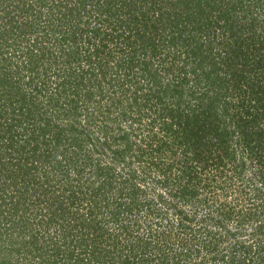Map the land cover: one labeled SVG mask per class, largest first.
<instances>
[{"label":"trees","instance_id":"1","mask_svg":"<svg viewBox=\"0 0 264 264\" xmlns=\"http://www.w3.org/2000/svg\"><path fill=\"white\" fill-rule=\"evenodd\" d=\"M29 205L10 264H264V0H0V264Z\"/></svg>","mask_w":264,"mask_h":264},{"label":"rangeland","instance_id":"2","mask_svg":"<svg viewBox=\"0 0 264 264\" xmlns=\"http://www.w3.org/2000/svg\"><path fill=\"white\" fill-rule=\"evenodd\" d=\"M195 131H197V133L200 135V136H204L206 137L207 136H210L212 137L213 135V141H215V136L214 134L212 133V129L211 128H196ZM111 142V141H110ZM109 161V159H106ZM163 191L161 189H159V193ZM147 199L145 198H141L140 199V203H139V206L140 208L142 207V214L144 213V216H145V219H141L139 222H138V229H137V234H140V235H143L145 237V235L147 234V232L151 231V229L153 231H156V232H162V231H169V230H172V233H173V241L175 240L176 236L175 234L178 233V237L179 238H184L187 239L186 237L190 236V234H195L197 236L198 232L196 231L195 233L193 231H190V230H187L186 232H188V235L186 237H183V232L181 233V230L180 229H177V223L176 222H173V223H170V224H167V222L165 221H162V224L164 227L160 226L161 222H157L155 223L157 220H159V218L155 217L154 214H152V211L155 210V207H152V202L150 203H147L146 201ZM149 200V199H148ZM159 205L162 204L161 202H158ZM158 205V206H159ZM237 206H241V207H244L243 203H240V204H237ZM179 208H182V206L178 205ZM29 208L32 209L33 211L31 212L30 211V220L29 221H32V218H34V215H36L38 213V211H40V218L38 219H33V226H32V229L31 227L26 229V231L22 232L21 234V231H18L15 236L18 237V242L19 241H23L25 242V245L26 247L24 249H22L21 251H16L19 247L17 248H14L13 246L9 247V248H14L13 250H9V252L7 253V260H6V263L7 264H10L8 261L10 259H13V257L15 256H20V258H24V257H32L35 255V250H36V247H35V244L37 242V246H42V247H47V252H51V250H48V249H51V247H56V246H61L60 249L64 248V236L65 234H63L62 230H61V227L57 226L56 224L52 225L51 220L48 219V216L45 215V212H46V208H44L43 206H38L36 205L35 207L29 205ZM237 208V207H236ZM140 216V215H139ZM138 216V218H139ZM163 218V217H162ZM173 219L176 218V216H173L172 217ZM134 220V219H133ZM12 223V222H10ZM151 223H153L152 226ZM6 226H8V224H6ZM229 226H231V228H235V223L233 222V224L231 222H229ZM136 229V227H135ZM193 229H196L198 230V227H193ZM208 229H212V228H208ZM152 231V232H153ZM166 231V232H167ZM29 232V233H28ZM116 237L120 240L121 238H123V236H121V233L120 232H116ZM191 232V233H189ZM34 234V236L36 235V241L34 240V242H32V244L30 243L31 241V236ZM75 234H77L78 237L81 236V233L78 231L75 232ZM74 235V234H73ZM200 233L198 234V238L200 237ZM92 236V233L90 232L89 233V238ZM121 236V237H120ZM132 236L134 237H130L129 239H133V242L135 243L136 242V239L138 237V235H136V232L132 233ZM2 239H5L4 236H1ZM74 237V236H73ZM72 236L69 237V238H73ZM76 238V237H75ZM74 238V239H75ZM77 239V238H76ZM76 239L74 240V242L72 243V245H76L77 242H76ZM191 239V238H190ZM201 240L203 239V236L200 238ZM109 242H112L111 240H109ZM171 243V242H170ZM16 244V243H15ZM106 245L110 244L108 242L105 243ZM121 247L123 245L119 244ZM21 247V246H20ZM134 247V246H133ZM179 247V244L176 243L172 246H170V249H173L175 250V252H178L180 249H178ZM189 249H192V256H190L191 258H194L195 257V253L194 252H198V248H200V245L197 244L196 242L194 243H191L188 245ZM22 248V247H21ZM102 248V247H101ZM44 251V250H43ZM25 253V255H24ZM97 253V252H96ZM134 252L132 253H125V250H123V253L121 254L124 255L125 257H127L128 259V262L131 263V262H135L136 259H134ZM102 255L104 256H100V259L102 260V258H104V261H105V258L107 259H110L108 256L104 255L102 253ZM111 260V259H110ZM108 263H105V264H122L120 261H107ZM122 262L125 264V260L124 258L122 259ZM100 264H104V263H100Z\"/></svg>","mask_w":264,"mask_h":264}]
</instances>
